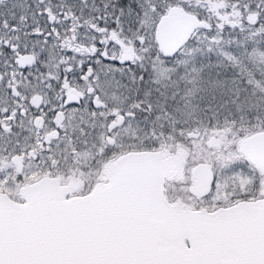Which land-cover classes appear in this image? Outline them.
I'll return each instance as SVG.
<instances>
[{
  "label": "snow or ice",
  "instance_id": "snow-or-ice-1",
  "mask_svg": "<svg viewBox=\"0 0 264 264\" xmlns=\"http://www.w3.org/2000/svg\"><path fill=\"white\" fill-rule=\"evenodd\" d=\"M0 264H264V0H0Z\"/></svg>",
  "mask_w": 264,
  "mask_h": 264
}]
</instances>
